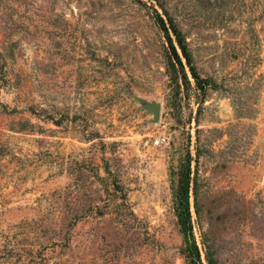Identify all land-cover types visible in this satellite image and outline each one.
<instances>
[{"label": "rangeland", "instance_id": "rangeland-1", "mask_svg": "<svg viewBox=\"0 0 264 264\" xmlns=\"http://www.w3.org/2000/svg\"><path fill=\"white\" fill-rule=\"evenodd\" d=\"M160 2L202 103L174 95L158 0H0V264H188V146L204 263L264 264V0Z\"/></svg>", "mask_w": 264, "mask_h": 264}, {"label": "trees", "instance_id": "trees-1", "mask_svg": "<svg viewBox=\"0 0 264 264\" xmlns=\"http://www.w3.org/2000/svg\"><path fill=\"white\" fill-rule=\"evenodd\" d=\"M142 2V0H139ZM162 7L164 17L157 10V23L160 29L165 34L169 43V71L175 77V92L177 97L179 93H188V90L194 89L197 95L198 103L205 100L208 88L215 86L213 79L203 77L198 71L195 63L192 50L188 39L180 25L176 22L168 9L158 0ZM177 79V80H176ZM192 79L194 83L192 82ZM192 152L190 147H187L186 161L179 170V181L177 190V201L180 207L179 224L184 236L185 248L184 255L188 264H205L200 246L198 244L193 224L192 215V199L194 196L196 211L198 212V181L196 176H193L192 170ZM208 264H217L214 257L207 254Z\"/></svg>", "mask_w": 264, "mask_h": 264}, {"label": "water", "instance_id": "water-1", "mask_svg": "<svg viewBox=\"0 0 264 264\" xmlns=\"http://www.w3.org/2000/svg\"><path fill=\"white\" fill-rule=\"evenodd\" d=\"M141 107L150 112L153 116V122H159L162 112V102L155 99L139 98Z\"/></svg>", "mask_w": 264, "mask_h": 264}, {"label": "built area", "instance_id": "built-area-1", "mask_svg": "<svg viewBox=\"0 0 264 264\" xmlns=\"http://www.w3.org/2000/svg\"><path fill=\"white\" fill-rule=\"evenodd\" d=\"M166 140V137H164V136H160L159 138H157L156 139V141H155V144H161V143H163L164 141Z\"/></svg>", "mask_w": 264, "mask_h": 264}]
</instances>
